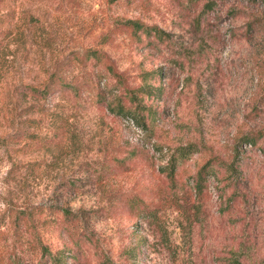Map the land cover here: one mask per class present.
Instances as JSON below:
<instances>
[{
	"label": "rangeland",
	"instance_id": "obj_1",
	"mask_svg": "<svg viewBox=\"0 0 264 264\" xmlns=\"http://www.w3.org/2000/svg\"><path fill=\"white\" fill-rule=\"evenodd\" d=\"M232 252L264 264V0H0V264Z\"/></svg>",
	"mask_w": 264,
	"mask_h": 264
},
{
	"label": "trees",
	"instance_id": "obj_2",
	"mask_svg": "<svg viewBox=\"0 0 264 264\" xmlns=\"http://www.w3.org/2000/svg\"><path fill=\"white\" fill-rule=\"evenodd\" d=\"M127 25L132 28L133 32L142 31V33L145 35L153 34L156 38H159L160 40L162 39L161 38L162 33L154 27H144L141 24H138L136 22H131V21L127 22ZM109 109L112 113H116L117 115L128 116V114H126L123 111L115 112L113 108H109ZM227 261H228V264H242L241 261L239 260L238 255L233 252L230 253V257L228 258ZM101 264H110V263L108 262V260L107 261L104 260Z\"/></svg>",
	"mask_w": 264,
	"mask_h": 264
}]
</instances>
